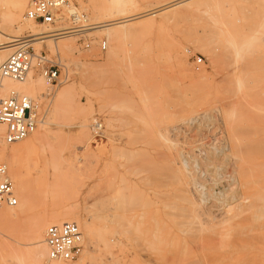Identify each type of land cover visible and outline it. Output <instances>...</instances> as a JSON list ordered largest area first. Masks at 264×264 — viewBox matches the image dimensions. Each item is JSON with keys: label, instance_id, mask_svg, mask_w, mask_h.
<instances>
[{"label": "rangeland", "instance_id": "obj_1", "mask_svg": "<svg viewBox=\"0 0 264 264\" xmlns=\"http://www.w3.org/2000/svg\"><path fill=\"white\" fill-rule=\"evenodd\" d=\"M119 1L73 0L88 22L95 24L87 30L84 42L70 31L32 40L35 52L43 51L59 60L61 82L50 84L34 71L35 84L41 81L44 86L37 83L40 87L35 96L31 94L39 110L33 134L43 126L48 131L38 153L19 161L21 176L34 182L32 202L25 204L19 219H0V264H23L31 244L30 225L37 217L49 219L56 211H78L96 230L98 241L85 264H264V203L262 207L260 202H264V147L258 149L259 144L264 146V133L252 131L264 128V116H260V112L264 115V92L259 91L263 98L256 95V89H264V82L260 83L264 78V0H193L189 10L179 5L173 9L171 5L180 0H129L130 4L122 6ZM123 6L131 7L130 12L103 17L93 12L102 9L110 13ZM168 6L172 7L169 11ZM176 9L179 20L172 17ZM158 10L165 15L156 16L160 22L153 30L102 27L137 17L145 20ZM198 11L200 23L182 17L195 16ZM4 21L0 22V41L5 35H31L30 30L19 32L13 19L6 17ZM68 26L64 23L61 27ZM104 39L107 48L101 51L99 43ZM50 42L58 45V50L51 48ZM199 56L202 63L196 70L194 61ZM243 64L252 67L253 74L246 69L239 81L234 76L232 81L228 68ZM235 81L238 91L245 94L254 89L256 92L245 95L258 99L245 97L241 91L239 95ZM223 95L233 101H226L230 107ZM0 96H4L2 89ZM225 109L233 113L226 115ZM192 118H196L194 122ZM226 118L231 127L237 125L230 129ZM94 120L104 126V138L95 144L91 131ZM85 122L88 127L80 128ZM217 129H222L225 143L220 154H208L210 162L221 166L218 183L206 187L208 203L194 190V176L186 171L180 154L187 148L193 150L201 136L209 142ZM249 142L253 143L251 150ZM98 146L105 151L99 154ZM248 165L254 167L251 172L257 169L261 173L251 178ZM237 167L247 170L239 172ZM12 179L16 185V178ZM246 195L248 200H244ZM255 201L260 204L254 210ZM226 203L234 205L229 212H224ZM17 207L11 210L17 212Z\"/></svg>", "mask_w": 264, "mask_h": 264}, {"label": "built area", "instance_id": "obj_2", "mask_svg": "<svg viewBox=\"0 0 264 264\" xmlns=\"http://www.w3.org/2000/svg\"><path fill=\"white\" fill-rule=\"evenodd\" d=\"M23 19L47 27L48 34H53L52 37L70 31L69 33L77 35L81 42H84L83 38L87 30L95 25L88 22L86 14L73 0H29ZM64 23L69 24L68 28H61ZM31 39L32 36H22L12 41V50L0 60V90L3 78L24 82L31 71L39 72L50 84L61 82L62 65L59 60L48 57L43 51L35 52ZM88 46V42L84 43L85 48ZM106 48V39L101 40L99 49L105 51ZM201 63L202 57L199 56L194 61L196 70ZM195 119L192 118L193 121ZM38 121V103L29 94L12 91L6 96H0V147L15 144L32 134L36 130ZM103 130V123L94 120L91 124L94 144L104 138ZM216 133L211 135L209 142H204L201 136V140L196 142L193 150L192 147L187 148L182 152L181 158L188 173L194 176V190L199 191L202 201L208 203L209 196L207 194L205 196L206 187L217 184L218 175H221L217 172L221 170V166L208 159L210 152L220 154V147L224 144L222 129H217ZM200 176L201 180L198 179ZM18 203L15 183L9 173L8 165L1 162L0 209L16 207ZM44 242L47 247V257L40 264H71L82 251L83 233L75 222L52 223L45 228Z\"/></svg>", "mask_w": 264, "mask_h": 264}, {"label": "bare ground", "instance_id": "obj_3", "mask_svg": "<svg viewBox=\"0 0 264 264\" xmlns=\"http://www.w3.org/2000/svg\"><path fill=\"white\" fill-rule=\"evenodd\" d=\"M91 1V0H90ZM117 1V0H116ZM27 2H28V0H0V22H2V20L4 21L5 19H6V17L9 19V18H11V20L13 19V21H14V23H16L17 24V29L19 30V32H24V30H30V32H31V35L30 36H32V39L31 40H34V41H39V40H45V39H50V38H55V37H52V35L51 34H48V32H49V30H46L47 28L46 27H44L43 25L41 26V27H43V28H39L38 27V25L39 24H36V23H34V22H32V21H29V20H25V19H23V13H24V11L26 10V8H27ZM134 2V1H133ZM132 2V3H133ZM136 2V1H135ZM177 2V1H176ZM192 2H193V0H180V2H178L177 4H175V5H171L172 7H173V9H174V6L176 7L177 5H179V7H181V9L183 8V10H185V9H188L191 5H192ZM87 3H89V1L87 2ZM116 3V2H115ZM119 4L122 6V5H128V4H130L129 3V0H120L119 1ZM197 4V3H196ZM118 6V5H117ZM120 6V7H121ZM129 6H131V5H129ZM171 6H168L167 7V11H169V7H171ZM119 7V6H118ZM117 7V8H118ZM124 7V6H123ZM171 7V8H172ZM178 7V6H177ZM198 7V6H197ZM196 7V8H197ZM202 8V7H201ZM164 9V8H163ZM180 9V10H181ZM199 9H200V7H199ZM130 10H131V7H127V8H121V9H115V11H111L110 13L109 12H103V10L102 9H94V14H98L99 16H101V17H103V16H111V15H114V14H117L118 16L121 14V13H124V12H126V13H128V12H130ZM189 10V9H188ZM106 11V10H105ZM165 11V10H164ZM202 11V10H201ZM158 13H150V14H148V15H146V16H148L147 17V19H145V20H139V19H141L142 17H137V18H134V19H128V21H118V22H113L112 24H109V25H104V26H102L103 28H108V27H111V26H115L116 28H118V29H120V30H125V31H127V30H130V29H134V30H136V31H142V32H144V31H146V30H153V29H155L156 27H157V25L159 24V20H157L156 19V16L158 15V16H160V18H162V17H164V13L160 10H158L157 11ZM182 12V11H181ZM169 13V12H168ZM171 13V12H170ZM184 13V12H183ZM11 16H9V15ZM109 14H111V15H109ZM7 15V16H6ZM191 15V14H190ZM9 16V17H8ZM175 17L177 20H179L178 18L181 16L180 15V12H179V10H175L173 13H172V17ZM184 19H187V20H190V22L191 23H193V22H197V23H200L201 22V12L200 11H198L197 12V14H195V16L194 15H192V16H189V15H186V14H184L183 16H182ZM181 18V17H180ZM24 20V22H23V25H21V22ZM183 20V19H182ZM184 21V20H183ZM186 21V20H185ZM5 22V21H4ZM128 23H130V24H128ZM3 24V23H2ZM100 27H101V25H100ZM101 27V28H102ZM62 28V27H61ZM63 29H65V28H63ZM63 35H65V34H63ZM61 36V35H60ZM57 37H59V36H57ZM4 39H2L1 41H0V60H3L6 56H7V54L12 50V48H13V43H12V41H14L15 39H17L18 38V36H12V35H5V37H3ZM211 38V37H210ZM53 42H50V47L51 48H53L54 50L56 49V50H58V45H54V44H52ZM32 45H33V42H32ZM211 47H213V46H211ZM38 50V49H37ZM55 50V51H56ZM199 50V49H198ZM237 59H238V57H237ZM237 61V60H236ZM246 66L243 64V65H237V66H235L234 65V67H229L228 69H230V73H229V76L231 77V79H232V76H234V77H236V79L238 78V81H239V78H241V75H243L244 74V72H246L245 70L247 69V71L248 72H251V74H253V70H252V67H250V68H248L249 66H247L246 68H245ZM249 69H251V71H249ZM260 70V69H259ZM227 72V71H226ZM225 72V73H226ZM247 73V72H246ZM260 73V72H259ZM205 74V73H204ZM204 74H201L200 75V77H203L202 75H204ZM228 73H226V75H227ZM225 75V76H226ZM205 76V75H204ZM224 76V77H225ZM230 77H228L229 78V81L231 80L230 79ZM244 77V76H243ZM242 77V78H243ZM245 77H247L246 75H245ZM35 73H34V71H31L30 72V74L28 75V78L24 81V82H17V81H14V80H11V79H8V78H3L2 79V81H1V89H2V95H4V96H6V95H8V94H10V92H12V91H14V92H23V93H26V94H29L30 96H31V94L33 95L34 94V92H37L36 91V89H37V87H38V85H39V87H40V82L41 81H37L36 82V84H35ZM204 78V77H203ZM248 78V77H247ZM247 78H243L244 80H246ZM250 78H253L252 80H254L256 77H251V75H250ZM200 79V78H199ZM257 79V78H256ZM254 80L255 82H260V81H262V82H260V83H263L264 81V78H262V80H260V81H258V80ZM41 80V79H40ZM225 81H226V83H228V81L226 80V78L224 79ZM232 81H234L233 79H232ZM237 81V80H236ZM236 81H235V83H236ZM251 81V80H250ZM254 81H252V84L253 83H255ZM213 82V81H212ZM247 82H249V79H248V81ZM246 82V84H248V86H254V85H249V83H247ZM37 83H40V84H37ZM45 83V82H44ZM232 83V82H231ZM244 83V82H243ZM42 85V84H41ZM233 85H234V82H233ZM237 85H238V83H236V88L234 87V89L236 90L237 89ZM240 85H241V83H240ZM42 86H44V85H42ZM211 86V85H210ZM209 86V87H210ZM239 86V85H238ZM255 86H257V85H255ZM254 86V87H255ZM220 87H221V85H220ZM225 87V86H224ZM224 87H222L223 89H224ZM241 87L243 88V86L241 85ZM241 87H239V89L241 88ZM262 86H260L259 88L261 89V90H258V89H256V91L254 90V89H251V90H248V92L249 91H253L254 90V92H256V95H257V97H258V95L260 96V93L261 92H264V89L263 88H261ZM221 88V92H223V89ZM226 88V87H225ZM245 88V87H244ZM244 88H243V90H244ZM246 88H248L247 87V85H246ZM249 88H251V87H249ZM212 88H209V90H211ZM232 89V88H231ZM230 89V90H231ZM233 89V90H234ZM262 89H263V91H262ZM39 90V89H38ZM217 90V89H216ZM242 90V89H241ZM241 90H239L238 91V89H237V92H238V94L239 93H241L242 92V94H244V91H241ZM227 91V90H226ZM241 91V92H240ZM247 91V90H246ZM259 91H261L260 93H259ZM219 92V91H218ZM231 92H232V90H231ZM230 92V94H232ZM247 92V93H248ZM224 93H225V89H224ZM227 93V92H226ZM228 93H229V91H228ZM227 93V94H228ZM236 93V92H235ZM235 93H233V94H235ZM247 93H245V94H247ZM258 93V94H257ZM37 94V93H36ZM219 94V95H218ZM218 94H216V98H218V96H220L221 98H222V96H221V94H220V92L218 93ZM244 94V95H245ZM250 94V93H249ZM252 95H254L253 93H251ZM209 95V94H208ZM207 95V96H208ZM218 95V96H217ZM239 95H241V94H239ZM256 95H254V96H252L251 98L248 96V95H245V97L247 96V97H249L250 99H252V98H257L256 97ZM34 96H35V94H34ZM235 96H237V95H235ZM262 96V97H261ZM260 97L261 98H263V95H261ZM223 97H224V99H225V104L227 103L226 101H228V103H232L233 101H231V99H230V96H229V99L227 100V98H228V96H227V98H226V95L224 96L223 95ZM260 97H259V99H260ZM199 98V97H198ZM202 98V97H201ZM231 98H233L234 99V101H235V97H234V95H233V97H231ZM237 99H238V97H236ZM214 99V98H213ZM232 99V100H233ZM258 99V98H257ZM148 101V100H147ZM147 101H145L146 103H147ZM217 101H218V99H217ZM229 101H231V102H229ZM240 101V100H239ZM248 101H252V100H248ZM199 102V101H198ZM238 101L236 100V102H235V104L234 105H237L238 103H237ZM246 102V101H245ZM244 102V103H245ZM264 102V101H263ZM146 103H144V104H146ZM241 103V102H240ZM257 103V102H256ZM261 103H262V101H260V103L258 102V104H260L261 105ZM200 104V103H199ZM225 104H224V106H225ZM247 104V103H246ZM250 104V103H249ZM248 104V105H249ZM258 104H256L255 106H258ZM263 104V103H262ZM149 105V104H148ZM201 105V104H200ZM227 105V104H226ZM229 105V107H230V104H228ZM227 105V106H228ZM241 105H243V102L241 103ZM252 105V104H251ZM196 106V105H195ZM199 106V105H198ZM262 106V105H261ZM188 107V106H187ZM193 107V106H192ZM226 107V106H225ZM234 107V106H233ZM232 107V108H233ZM253 107V106H252ZM198 108V107H197ZM221 108V107H220ZM243 108H247L246 106L245 107H243ZM250 108H251V106H250ZM193 109V108H192ZM228 109V108H227ZM242 109V108H241ZM253 109V108H252ZM251 109V110H252ZM256 109V108H255ZM261 109H263L262 107H261ZM254 110V109H253ZM256 110H259V107H258V109H256ZM196 111V110H195ZM225 111H226V109H225ZM230 111V110H229ZM228 110L226 111V115H227V113H229L230 114V112H229ZM247 111V110H246ZM261 111H264V110H261ZM254 112V111H253ZM256 112V115L258 114V115H260L261 113V115L260 116H264L263 115V112H260V114L258 113V111H255ZM233 113V111L231 112V114ZM241 113V112H240ZM230 114V115H231ZM241 115H243V113L241 114ZM190 116V115H189ZM222 117H223V115H221ZM229 116V115H228ZM260 116H258V118L260 117ZM230 117V116H229ZM244 117V116H243ZM254 117V116H253ZM238 118H239V116H238ZM241 118V117H240ZM190 119V118H189ZM229 119V118H228ZM242 119V118H241ZM240 119V121L241 122H245V118L244 119H242V120H244V121H242ZM257 119V118H256ZM230 120V119H229ZM259 120V119H258ZM194 122V121H193ZM228 121H227V118H226V123H227ZM236 122V121H235ZM240 122V123H241ZM251 122H253V121H251ZM256 122H258V121H256ZM239 123V124H240ZM248 123H249V121H248ZM255 123V122H254ZM262 123V122H261ZM228 125H227V127H230V129L231 128H233L234 126H235V124L233 125V127H231L230 125V122H228L227 123ZM258 124V123H257ZM88 125H89V123H83V124H81L80 125V128H87L88 127ZM237 125V124H236ZM244 126H246L247 127V125H244ZM253 126V125H252ZM226 127V126H225ZM243 127V126H242ZM246 127H245V129H246ZM250 127V126H249ZM257 127V126H256ZM261 127V126H260ZM248 128V127H247ZM251 128H253V127H251ZM259 128V126L257 127V128H255L254 127V129H252V131L254 130H258V132L259 133H264V128L263 129H258ZM262 128V127H261ZM236 130H237V132L238 133H241V132H239L238 131V129L237 128H235ZM240 129H242V128H240ZM249 129V128H248ZM247 130V129H246ZM246 130H244V132L246 131ZM260 130H261V132H260ZM48 130H47V128L46 127H42V129L39 131V132H37L36 134H30L29 136H27L26 138H24L23 140H21V141H19V142H17V143H15L14 145H10L9 147H6V146H2V147H0V163L1 162H8L7 164H8V169H9V173H10V175H11V177H15L16 178V180H17V183H16V185H15V187H16V191H17V195H18V199H19V203H18V207H17V209H18V211L16 212V211H14V210H11L12 208H16V207H12V208H10L9 209V211L6 209V208H2V209H0V219L1 218H3V219H5L7 222H10V221H13V219H19L20 218V216H22V209L24 208V206H25V204L27 203V202H29V201H31V194H30V189L32 188V186L34 185V182H33V180H31L30 178H25V177H22L21 176V174H20V171H19V169H18V164L20 163L19 161L20 160H22V159H30V157H33L34 155H36V153H38V151L41 149V147H42V145H43V142H44V140H45V138H46V135H47V132ZM263 131V132H262ZM85 132H86V130H85ZM231 132V131H230ZM258 132H256V133H258ZM45 133V134H44ZM232 133H234V131H232ZM236 133V132H235ZM248 133H249V131H248ZM252 133V132H251ZM250 133V134H251ZM250 134L248 135L249 137H250ZM254 134V133H253ZM230 135H231V140H232V134L230 133ZM252 135V134H251ZM258 135V134H257ZM84 136V135H83ZM242 136H243V134H242ZM246 136V135H245ZM256 136V135H255ZM254 136V137H255ZM264 136V135H263ZM253 137V136H252ZM261 137V136H260ZM246 138V137H245ZM262 138V137H261ZM261 138H256V140H258L259 142H261V140H262V143H263V138L261 139ZM248 139V138H247ZM261 139V140H260ZM229 140V139H228ZM227 140V141H228ZM253 140V139H252ZM255 140V143L256 142H258V141H256ZM252 142H254V141H252ZM252 142H249L248 143V145H249V147L250 146H252ZM225 143V142H224ZM228 144V143H227ZM257 144V143H256ZM246 145V144H245ZM245 145H244V148H246L245 147ZM242 146H243V144H242ZM260 146H262V148L264 147L263 145H261V144H259L258 145V149H260ZM89 149H90V146L88 147ZM255 148H256V146H255ZM256 148V149H257ZM226 149V148H225ZM248 149H250L251 150V147L250 148H248ZM247 149V150H248ZM256 149H254L255 151H258V150H256ZM261 150V149H260ZM97 151H98V153L99 154H101V153H103L105 150H104V147L103 146H98L97 147ZM246 151V150H245ZM261 152H263V151H261ZM180 153V152H179ZM250 153V155H252L251 154V152H249ZM254 155H257V154H255L254 152H252ZM258 153V155L260 154L259 152H257ZM264 154V153H263ZM262 154V155H263ZM181 156H182V154H180ZM249 155V156H250ZM261 155V154H260ZM259 155V156H260ZM181 156H180V158H181ZM244 157H246V156H244L243 155V158ZM253 158H255V157H253ZM252 158V159H253ZM242 160V159H241ZM240 160V162L242 163L243 162V160H244V162H246V160H249V158L247 157L246 158V160L245 159H243L242 161ZM250 160H251V157H250ZM258 161H260V160H258ZM258 161H257V163L255 162V164H256V167H259L257 164H258ZM239 162V163H240ZM251 162V161H250ZM250 162H249V164H250ZM261 162L262 161H260V163L259 164H261ZM252 163V162H251ZM254 163V162H253ZM10 164V165H9ZM182 164V163H181ZM231 164V163H230ZM248 163L246 162V165H247ZM255 164H251L252 166H255ZM263 164V163H262ZM227 165V164H226ZM229 165V164H228ZM243 165V166H242ZM241 166L244 168L245 167V163L244 164H242ZM240 166V167H241ZM250 165H248V167H249ZM229 167V166H228ZM248 167H246V168H248ZM237 168H239V167H237ZM249 168H251V167H249ZM248 168V169H249ZM252 168H254V167H252ZM252 168L250 169V172H251V170H252ZM263 169H264V167H263ZM239 172H241V168H239ZM243 170H247V169H243ZM242 170V171H243ZM187 171V170H186ZM253 171H254V173L253 172H251L252 174H250L249 173V171H248V173L251 175V178H253L252 177V175L254 174L255 175V173L257 172V169H256V171L253 169ZM181 172V171H180ZM231 172H234V171H231ZM247 172V171H246ZM260 170H258V172H257V174H260L261 172H263L264 173V171H261L260 173ZM230 173V172H229ZM247 173H245V175H246ZM253 175V176H254ZM247 177H248V174L246 175ZM30 177V176H29ZM229 177V176H228ZM237 177V176H236ZM243 177V176H242ZM257 177V176H256ZM258 177H259V175H258ZM182 178H184V177H182ZM233 178V177H232ZM238 178V177H237ZM193 179V178H192ZM245 179V178H244ZM248 179H250L249 177H248ZM255 179V178H254ZM264 179V178H263ZM237 180V179H236ZM242 180H243V178H242ZM246 180V179H245ZM184 181V180H183ZM193 181V180H192ZM253 181V180H252ZM258 181H261V178L260 179H258ZM237 182V181H236ZM193 184V183H192ZM247 184V183H246ZM252 184V183H251ZM255 186L257 187L258 185L257 184H255ZM211 188V187H210ZM217 188V187H216ZM212 191H213V189H212ZM235 191V190H234ZM233 191V192H234ZM189 192H190V190H189ZM216 192V191H215ZM220 192V191H219ZM225 192H226V189H225ZM214 193V192H213ZM215 194V193H214ZM225 194V193H224ZM208 195V194H207ZM210 195V194H209ZM223 195V194H222ZM263 195V194H262ZM220 196V195H219ZM255 196V195H254ZM259 196H260V194H259ZM188 197V196H187ZM216 197V196H215ZM251 197V196H250ZM249 197V198H250ZM189 199H190V197H188ZM242 198H243V195H242ZM255 198V197H254ZM257 198V197H256ZM236 198H234L233 197V201L235 200ZM247 199V195L244 197V200H246ZM251 199H252V201L254 200L252 197H251ZM258 199V201H259V197L257 198ZM194 200V199H193ZM217 200V199H216ZM248 200V199H247ZM250 200V199H249ZM263 200V199H262ZM195 201V200H194ZM32 202V201H31ZM189 202L193 205L194 204V202L190 199L189 200ZM250 202V201H249ZM261 202V204H262V207H263V203L264 202H262V201H260ZM235 203V202H234ZM253 203V202H252ZM252 203L250 204V203H248V205H251L250 207H252ZM257 204H260L259 202L257 203L256 201H255V204H253V208H254V210H255V205H257ZM226 205L227 206H225L226 207V209L224 210V212H229L231 209H232V207L234 206V205H228L227 203H226ZM247 205V204H246ZM246 205L245 204H243V209H244V207H246ZM248 207V206H247ZM247 207L245 208V210L247 209ZM192 208V207H191ZM224 208V207H223ZM252 208V209H253ZM259 208V207H258ZM252 209H250V211L252 210ZM264 209V208H263ZM244 210V211H245ZM12 211H14V212H12ZM244 211H240L242 214L241 215H243V212ZM249 210L247 209V212H248ZM258 211V210H257ZM39 216V215H38ZM46 216V215H45ZM194 217V216H193ZM239 217V215L236 217V218H238ZM35 218V217H34ZM48 218L49 219H47V218H45V217H37L36 219H34V221L32 222V224L30 225L31 227H30V239H31V244H29V248H27L26 250H25V260H24V263L23 264H40L46 257H47V247H46V244H45V242H44V233H45V228H46V226L48 225V224H52V223H56V224H60V223H62V222H66V221H69V222H75L78 226H79V228H80V230L82 231V233H83V248H82V251H81V253H80V255L78 256V262H76L75 263V261L73 262V263H71V264H85V262H86V260H87V258L89 257V254H90V252H93L94 250H95V246H96V243H97V234H96V230L93 228V226L92 225H90V224H88V222L86 221V220H84V219H82V217H81V215H80V213L78 212V211H70V212H64V211H61V212H52L49 216H48ZM113 218V217H112ZM234 218V217H233ZM235 218V219H236ZM3 223V222H2ZM95 226V225H94ZM136 244V243H135ZM97 249V248H96ZM4 258H6V257H4ZM77 261V260H76Z\"/></svg>", "mask_w": 264, "mask_h": 264}]
</instances>
